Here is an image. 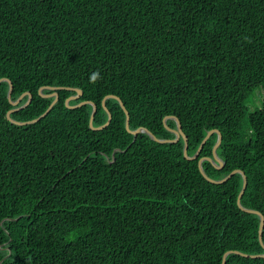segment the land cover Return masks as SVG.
Returning a JSON list of instances; mask_svg holds the SVG:
<instances>
[{
  "label": "trees",
  "instance_id": "1",
  "mask_svg": "<svg viewBox=\"0 0 264 264\" xmlns=\"http://www.w3.org/2000/svg\"><path fill=\"white\" fill-rule=\"evenodd\" d=\"M0 264H221L264 254L259 217L236 200L242 176L199 172L218 131L223 162L246 176L245 209L264 217V0H0ZM71 88V89H66ZM51 93L43 90V94ZM23 97L18 106L23 105ZM257 101V100H256ZM264 244V227L262 230ZM225 264H264L230 253Z\"/></svg>",
  "mask_w": 264,
  "mask_h": 264
},
{
  "label": "water",
  "instance_id": "2",
  "mask_svg": "<svg viewBox=\"0 0 264 264\" xmlns=\"http://www.w3.org/2000/svg\"><path fill=\"white\" fill-rule=\"evenodd\" d=\"M1 82H8L9 84V90H8V94H7V98H8V101L9 103L14 107L13 109H11L10 111L7 112L6 114V119L11 123V124H14L16 126H25V125H29V124H33V123H36L38 121H40L42 118H44L49 112L50 110L52 109V107L55 105V103L58 101V90H62L64 88L62 87H41L39 88L38 90V95L43 97V98H53V101L50 103L49 107L46 109V111L44 113H42L39 117L33 119V120H30V121H25V122H19V121H15L11 118L10 114L13 113V112H17V111H20L24 108H26L31 100H32V95L31 93L29 92H26V93H23L16 101H11V94H12V84L11 82L6 79V78H1L0 79V83ZM45 89H48L51 91V93L49 94H43V90ZM66 89H71V88H66ZM74 92H75V95L74 96H70L69 98H67L65 100V106L69 109H75V108H78L82 105H86V104H89L92 106V113L90 115V119H89V123H88V126L90 129L94 130V131H97V130H101V129H104L106 126L109 125L110 121H111V114L110 112L108 111V109L106 108L105 106V100L106 99H109V98H113L115 100L118 101L121 109L124 111L125 113V128L126 130L132 134L134 136L133 138V141L135 140V137L140 134V133H146L148 134L151 139L157 143H160V144H168V143H176L178 142L180 139H183L184 140V147H183V155L184 157L187 159V160H195L199 153H200V150L202 149L204 143L206 142V140L210 137L211 134L213 133H216L218 135V138H217V141L215 143V145L213 146L212 148V158H207V157H203V158H200L197 162V165H198V170L199 172L201 173V175L207 180L209 181L210 183H213V184H221V183H224L226 182L227 180H229L234 174H240L242 176V187H241V191L237 197V200H236V205L237 207L245 212V213H248V214H255L259 217V229H258V239H259V243L262 247V249L264 250V244L262 242V230H263V227H264V217L263 215L258 212V211H255V210H250V209H245L241 206V198H242V195L246 189V184H247V180H246V176L244 175V173L240 170H234L233 172H231L228 176H226L225 178L221 179V180H213L211 178H209L203 168H202V162L203 161H208L215 169H221L223 167V162L218 158L217 154H216V150L217 148L219 147L220 143H221V134L218 132V131H208L206 136L204 137V139L202 140L197 152L192 156V157H189L187 155V148H188V144H187V137L185 136V134L182 133L181 129H180V125L178 123V121L176 120V123H177V130L174 131L175 133V138L170 140V139H158L156 136H154L149 130H147L146 128H138L136 129L135 131H131L129 130V115H128V112L126 111L122 101L116 97V96H112V95H108L106 97H104V99L102 100V107L103 109L106 111L107 115H108V119L106 121L105 124H103L102 126H99V127H93V118H94V114L97 110L96 108V105L91 102V101H84V102H81L77 105H74V106H69L68 103L69 101L71 100H77L79 99L81 96H82V91L80 89H72ZM27 97V101L21 105V106H18L19 102L21 101V99L23 97ZM230 253H234L236 255H241L243 257H247V258H264V254H260V255H246V254H242V253H239L237 251H228L226 252L223 257H222V263L221 264H225V258L228 254Z\"/></svg>",
  "mask_w": 264,
  "mask_h": 264
},
{
  "label": "rangeland",
  "instance_id": "3",
  "mask_svg": "<svg viewBox=\"0 0 264 264\" xmlns=\"http://www.w3.org/2000/svg\"><path fill=\"white\" fill-rule=\"evenodd\" d=\"M254 102H249L248 112L254 111L261 106L262 100H264V89H259L254 93ZM257 100V101H256Z\"/></svg>",
  "mask_w": 264,
  "mask_h": 264
}]
</instances>
